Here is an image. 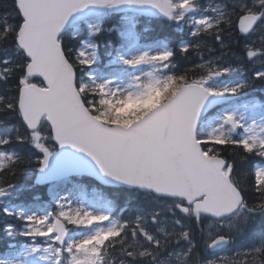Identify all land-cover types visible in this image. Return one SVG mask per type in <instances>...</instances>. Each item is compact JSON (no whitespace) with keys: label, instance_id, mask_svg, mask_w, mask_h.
I'll return each mask as SVG.
<instances>
[{"label":"snow or ice","instance_id":"1","mask_svg":"<svg viewBox=\"0 0 264 264\" xmlns=\"http://www.w3.org/2000/svg\"><path fill=\"white\" fill-rule=\"evenodd\" d=\"M257 221L264 0H0V264H264Z\"/></svg>","mask_w":264,"mask_h":264},{"label":"trees","instance_id":"2","mask_svg":"<svg viewBox=\"0 0 264 264\" xmlns=\"http://www.w3.org/2000/svg\"><path fill=\"white\" fill-rule=\"evenodd\" d=\"M148 27L151 29L152 35H158V36H160V38H163L164 36L168 35V33L165 32L162 28H157L154 21H149ZM176 35L177 36H183L184 33H177ZM104 60H105V56L102 55L100 67L104 64ZM182 66H184V65H182ZM137 107L138 106H136V105L124 106L123 108H121V111L118 112V115H126L132 111H135ZM18 180H19V183L21 184L22 188L24 189V191L27 192L31 187L28 182L30 180H32V177L28 174H21L18 176ZM89 183H93V181H89ZM106 194L111 199H113V201L117 207V213H118L120 208H124L127 206V202L130 199V197L125 195V192L121 189H115V190L110 189L109 191L106 192ZM128 195H131V193H128ZM18 199L23 200V201L24 200L25 201L30 200L27 195H21ZM254 227H255L256 231L258 232L262 227H264V224L257 221V223L255 224ZM5 239L6 238L0 236V252H2L6 248ZM8 242H12V241H8Z\"/></svg>","mask_w":264,"mask_h":264},{"label":"rangeland","instance_id":"3","mask_svg":"<svg viewBox=\"0 0 264 264\" xmlns=\"http://www.w3.org/2000/svg\"><path fill=\"white\" fill-rule=\"evenodd\" d=\"M106 63H107V62H106ZM119 107L121 108V107H123V105H121V106H119ZM16 203H22V202H18V201H16ZM15 242H16V241H15Z\"/></svg>","mask_w":264,"mask_h":264}]
</instances>
